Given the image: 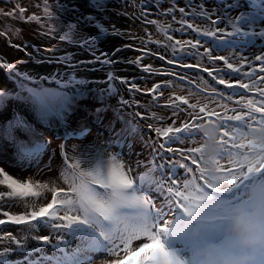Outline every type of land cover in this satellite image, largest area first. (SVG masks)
Instances as JSON below:
<instances>
[{
    "label": "snow or ice",
    "instance_id": "6c2138e0",
    "mask_svg": "<svg viewBox=\"0 0 264 264\" xmlns=\"http://www.w3.org/2000/svg\"><path fill=\"white\" fill-rule=\"evenodd\" d=\"M57 3H44L49 17ZM81 7L88 11L86 0ZM0 14L26 23L41 19L20 5ZM117 14L129 27L139 21L163 33V40H152L143 28L148 39L139 37L140 48L121 45V51L142 53L123 58L132 71L122 82L133 97L153 94L148 107L168 91L163 107L176 119L166 124L133 99L141 110L135 111L139 135L131 138V147L116 149L112 141L127 145L128 138L105 117L109 143L88 156L96 164L82 166L76 156L42 150L26 130L5 127L14 116L11 101L0 109V185L7 189L0 192V215L6 217L0 226L19 228L0 236V264H190L197 241L187 233L194 226L202 238H212L222 209L264 176V0H122ZM149 17L171 21L162 25ZM121 32L124 40L138 38ZM53 33L56 37L48 29V36ZM26 46L12 45L20 51ZM145 57L166 66L144 65ZM153 76L162 82L147 88ZM176 87L186 94H176ZM182 114L186 119L178 120ZM207 125L218 135L211 159L202 152ZM25 173L32 175L25 180ZM14 205H23V211H3ZM185 218L189 228L182 232Z\"/></svg>",
    "mask_w": 264,
    "mask_h": 264
},
{
    "label": "rangeland",
    "instance_id": "374dc122",
    "mask_svg": "<svg viewBox=\"0 0 264 264\" xmlns=\"http://www.w3.org/2000/svg\"><path fill=\"white\" fill-rule=\"evenodd\" d=\"M29 4V0H26V2L24 1L22 4L16 0H11V3H5L4 0H0V13L10 12L15 5H20L21 7L26 8L27 15H33L34 12H37L41 17L38 21L26 23L20 21L18 17H5L3 14H0V33H3L0 37L4 38L5 42L9 41L14 43L20 49H24L27 45L26 50H24L25 53L18 50L21 54L25 55H18L12 53L9 49H6L5 44L0 42V57H3V60H0V63L5 62L8 65L7 67H4L5 71H3V73L7 76L9 75L7 79L10 81L2 82L0 77V96L3 98L2 102L0 101V109L8 107L10 101L14 105L12 109L14 116L4 122L5 127L9 130L15 128L26 130L30 135L37 138V143L40 144L42 150L46 149L52 155H55L56 153H59L61 156L65 154L73 155L76 156L74 159L81 162L82 166L84 164L92 166L98 161L95 158H89L88 156L93 153L98 155L101 151L100 145L109 143V141L105 139L108 125L104 123L105 119H103V121H96L94 119V112H90L85 116L72 113L69 115L70 117H68V111L70 109L71 111H73L72 109H76V113L79 112V110H77L79 108L78 105L74 101L72 102L71 98L75 100L76 95L79 94L80 91H77V94H73L72 91L68 92V89L64 87L65 83L63 78H66L67 76V78L71 80L74 77L77 78V76L75 74L65 73L63 68L70 71L71 67L68 66L72 65L70 62H76V60L79 59V53L74 54L66 49L68 45L64 43L65 41H62V39L70 40L72 36H75V33L66 32L67 23L62 22L61 15L59 14L58 17L57 11L52 12L51 17H49L44 12L43 8L38 10V8L33 7V5L28 6ZM102 19L107 21L106 17ZM149 19H158L160 22L163 21V17H149ZM100 27L102 28L100 31H106L104 29L107 27V24H100ZM50 28L55 29L56 37L54 33L51 36L47 35L48 29ZM13 29H15V32L12 31ZM90 42H92V40H90ZM42 59H47V62L50 63L46 64ZM204 75L206 76V74ZM26 85L31 87L43 86L46 88L61 86V89H63V97L58 103H64V105L66 104V107L64 108V105L63 107H57V104H55L53 107L49 108L47 105L36 102L26 95ZM173 90L178 95L186 94L181 87H176ZM168 95L169 92L165 91L164 99L167 100ZM144 99L151 104L152 97L150 95H148V99L146 95H143L141 102ZM82 100L87 101V99ZM141 102H139L140 105L142 104ZM83 104L84 101H82L80 109L84 106ZM214 105L215 104L212 106ZM32 106L35 107V114L37 116L36 123L38 122L39 124H34V122L30 121L33 118V113L29 110ZM90 106H92V104ZM48 109L51 111L50 114H47ZM149 109L153 113H156L157 116L163 117V114H160L156 105L149 107ZM58 110L64 114L69 123L74 125L68 126V129L69 127H72L71 131L73 133H77L78 131L83 132V130H85L86 134L83 133L77 137L68 135L66 137L64 136L62 139H58L51 129V121L55 120L58 123L63 121L62 115L60 117L58 115ZM165 111L166 110H161L162 113ZM169 112L170 110L167 113ZM91 115L92 121L86 119V117H90ZM126 115L127 114L125 113L120 115L123 121L113 113L108 117L110 121L115 123L118 132L122 129L128 138L127 145L124 144L123 140L112 141L116 144L117 150L121 147H125V150L127 151V149L131 147V138L139 135L138 122H134L130 116ZM74 116L79 117V120L76 121ZM178 119H185V115H180ZM164 120L166 121V119ZM38 126H43L44 128L42 129ZM130 126H133L134 129L128 131ZM125 162L127 163V161ZM69 163H71V161ZM31 175V173H25L24 179L27 180ZM0 179H3V177L0 176ZM3 189L4 187L0 186V190ZM49 196L47 197V200H49ZM43 202V199H41L40 203Z\"/></svg>",
    "mask_w": 264,
    "mask_h": 264
},
{
    "label": "trees",
    "instance_id": "16d2710c",
    "mask_svg": "<svg viewBox=\"0 0 264 264\" xmlns=\"http://www.w3.org/2000/svg\"><path fill=\"white\" fill-rule=\"evenodd\" d=\"M31 5H38L39 9L43 8L45 2L55 4L57 0H29ZM82 0H58L56 5V11L61 15V20L63 23H67L66 32H74L75 36H72L70 40L62 39L68 45L66 49L70 50L72 53H79V59L76 62L72 61L70 71H67L63 68L65 73L75 74L77 76L69 80L63 78L65 83V88L68 89V92L72 91L76 93L77 91L84 92L87 94L89 91V100L95 102V104L101 105L104 110H108L110 106L105 105L104 102L111 101L113 105L118 108L121 112H129L132 110H140L134 107L132 100L141 102L142 96L148 95L143 91L139 94H135L134 97L126 90V85L123 84L122 78L126 75L131 78V69L128 68L123 60L124 57L129 59L140 56L142 53L140 51H121V45L123 43H133L134 48L141 47V41L139 37L144 38L145 40L148 37L145 36V31L141 30L147 28V31L151 32L152 40H163V33L157 32V29L151 26H143L139 21L136 22L135 27H129L128 21H126L122 16L117 14L118 9L121 7L122 0H86V7L88 11H85L81 7ZM139 2V0H137ZM98 3H102L97 7ZM67 5V6H63ZM33 14L38 15L37 12ZM40 17V15H38ZM106 17L107 21L102 18ZM100 24H107V27L104 29L106 31H100L102 28ZM115 26L116 30H113ZM132 32L135 34L137 39L135 41L124 40L123 33L120 31ZM178 34L176 35V38ZM92 40V42H90ZM0 42L5 44V48L12 51V53L18 55L21 54L15 47L12 42H5L4 38L0 37ZM25 53V51H23ZM163 52V49H161ZM46 64L47 59H42ZM52 61V60H50ZM36 63L35 61H33ZM144 65H150L153 68H161L166 65L162 64L159 59L145 57L143 59ZM5 71L4 67H0V77L2 82L9 81L7 75L3 73ZM158 81L162 82L160 76H153L148 80L146 85L147 88ZM10 82V81H9ZM62 88L61 86H59ZM98 96L100 98H98ZM145 100V99H144ZM64 103H57V107L62 106ZM158 106H163L162 104H157ZM141 106L143 108H148V113L150 112L149 103L143 101ZM66 104L64 105V108ZM33 109V106L29 109ZM130 109V110H128ZM128 110V111H127ZM132 114V113H130ZM59 117L62 115V118H66L63 113L58 110ZM33 122L36 123L37 116L33 115ZM52 125L56 126L57 122L54 121Z\"/></svg>",
    "mask_w": 264,
    "mask_h": 264
},
{
    "label": "clouds",
    "instance_id": "9594fccd",
    "mask_svg": "<svg viewBox=\"0 0 264 264\" xmlns=\"http://www.w3.org/2000/svg\"><path fill=\"white\" fill-rule=\"evenodd\" d=\"M16 1L20 4L26 2V0ZM101 4L98 3L97 7L99 8ZM180 6H183V2ZM177 17H179L178 13ZM170 21V17H163L161 24L166 25ZM79 94L85 93L79 92ZM94 105H96L95 102L91 107ZM31 111L36 116L34 106ZM110 114L106 115L109 117ZM32 119L30 121L33 122ZM51 129L53 134L57 135L55 132L57 129L53 125ZM204 131L207 132V137L202 141V152L206 159H211L217 150L218 135L211 125L205 126ZM0 186L4 187L0 192L7 190L6 185ZM0 205H3V201H0ZM17 208L23 211V205H14L11 208L5 206L3 211L15 212ZM220 214L222 220L218 227L212 228V238H202L194 226L192 231L187 233L189 237L197 241L190 264H258L259 260H264V176L251 180L243 198L222 209ZM2 217L4 216L0 215V219ZM164 219L161 218L158 222L163 223ZM167 219L173 221L174 217L169 216ZM189 223V220L185 218L180 225L182 232L189 228ZM173 226L172 223L169 224L170 228ZM174 247H179V244Z\"/></svg>",
    "mask_w": 264,
    "mask_h": 264
},
{
    "label": "bare ground",
    "instance_id": "6f19581e",
    "mask_svg": "<svg viewBox=\"0 0 264 264\" xmlns=\"http://www.w3.org/2000/svg\"><path fill=\"white\" fill-rule=\"evenodd\" d=\"M165 25V24H162ZM27 91H26V95L31 97L33 100H35L36 102L42 103L43 105H47L49 108L53 107L55 104H57L59 102V100L63 97V89H61L60 87H54V88H46L43 86H35V87H31L29 85H26ZM72 102L76 101L78 102L76 99L73 100ZM82 99V98H80ZM3 98L2 96H0V101L2 102ZM70 102V103H72ZM80 108V106H79ZM81 110L85 113H87L85 110H83L81 108ZM51 111L50 109H48L47 114H50ZM49 116V115H46ZM55 121V120H54ZM54 121H51L55 124ZM134 129L133 126H130L129 130ZM134 133V132H132ZM131 133V134H132Z\"/></svg>",
    "mask_w": 264,
    "mask_h": 264
}]
</instances>
